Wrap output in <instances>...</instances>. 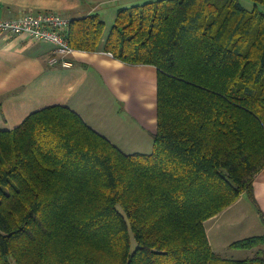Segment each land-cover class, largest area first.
<instances>
[{"label": "trees", "instance_id": "16d2710c", "mask_svg": "<svg viewBox=\"0 0 264 264\" xmlns=\"http://www.w3.org/2000/svg\"><path fill=\"white\" fill-rule=\"evenodd\" d=\"M156 0L110 29L72 20L76 51L158 68L153 152L128 155L66 106L0 130V264H264V236L213 250L205 223L264 169V0ZM262 223L264 214L258 209Z\"/></svg>", "mask_w": 264, "mask_h": 264}, {"label": "crops", "instance_id": "0c3cea01", "mask_svg": "<svg viewBox=\"0 0 264 264\" xmlns=\"http://www.w3.org/2000/svg\"><path fill=\"white\" fill-rule=\"evenodd\" d=\"M147 1L0 0V18L53 11L70 21L98 14L107 24L106 16L111 15L115 22L121 9ZM53 49L49 43L26 36L0 37V130L16 129L29 115L47 107L66 106L125 154L152 153L158 130V68L86 51H76L69 58L71 67L52 66ZM254 197L257 206L244 194L205 223L213 250L211 233L215 232L217 241L225 240L224 227L243 231L242 240L264 236L258 213L260 209L264 214V169L255 178ZM236 241L226 246L230 248ZM250 251L256 256L259 249Z\"/></svg>", "mask_w": 264, "mask_h": 264}, {"label": "built area", "instance_id": "2783aa9c", "mask_svg": "<svg viewBox=\"0 0 264 264\" xmlns=\"http://www.w3.org/2000/svg\"><path fill=\"white\" fill-rule=\"evenodd\" d=\"M70 23V19L53 11L28 13L15 18H0V37L26 36L32 40L49 43L54 47L50 65L71 67L69 58L76 50L66 38Z\"/></svg>", "mask_w": 264, "mask_h": 264}, {"label": "rangeland", "instance_id": "374dc122", "mask_svg": "<svg viewBox=\"0 0 264 264\" xmlns=\"http://www.w3.org/2000/svg\"><path fill=\"white\" fill-rule=\"evenodd\" d=\"M153 1V0H150ZM147 1V2H150ZM243 5L245 6V8H247L248 10H253L255 4L250 1V0H241ZM113 7H111L112 9ZM261 9L264 11V7H261ZM106 20H107V27L108 29H110L113 25L114 19H112L111 15L106 16ZM76 52V51H75ZM75 54V53H74ZM73 54V55H74ZM37 112V111H36ZM24 122V121H23ZM230 215V214H229ZM210 226V225H208ZM225 230V240H218L219 242H225V244H221V246H219V242L215 239L214 237V233H211V239L213 240L214 244H215V251L216 254H218L219 257L223 258V259H227V260H236V261H241L244 259H248V258H254L255 256H252L251 251L249 250H239V249H233V248H229L226 245L229 244L230 242H233L235 240L240 241L242 240L241 236L245 233H243V231L239 230V231H233L227 230V227H224ZM218 232V230H216ZM228 231V232H226ZM236 241V242H237Z\"/></svg>", "mask_w": 264, "mask_h": 264}]
</instances>
